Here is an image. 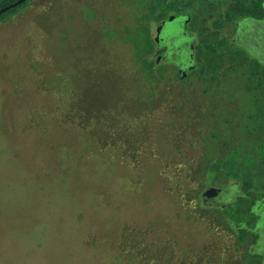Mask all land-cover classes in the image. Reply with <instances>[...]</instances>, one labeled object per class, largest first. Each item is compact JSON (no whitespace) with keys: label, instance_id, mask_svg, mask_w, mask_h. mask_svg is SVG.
Segmentation results:
<instances>
[{"label":"rangeland","instance_id":"1","mask_svg":"<svg viewBox=\"0 0 264 264\" xmlns=\"http://www.w3.org/2000/svg\"><path fill=\"white\" fill-rule=\"evenodd\" d=\"M145 1L31 0L27 9L0 24V153L10 148L0 156V264H90L95 252L87 254L88 248L102 244L105 249L135 247L145 256L143 264H248L250 257L264 259V211L249 228L259 238L251 251L216 213L227 204L222 210L231 214L241 195L238 183L217 178L216 190L206 198L212 205L208 210L196 207L193 199L204 183L209 153L215 159L227 157L243 146L240 122L226 135L219 126L226 118L237 120L236 108L248 104L245 83L235 80L241 74H233V88L211 92L209 100L194 79H175L146 95L149 89L139 87L131 49V29L141 24ZM175 24L169 26L172 33L177 32ZM244 26L251 32L246 47L264 60V20L246 19ZM173 41L190 49L184 34ZM188 63L181 73L187 74ZM202 109L207 115L199 119ZM215 132L218 141L212 138ZM83 135L93 137L101 157L114 159L115 170L103 173L104 181L119 185L118 171L135 180L145 204L139 212L130 211L121 221L111 220V213L94 220L87 212L93 196L104 203L111 192L99 183L100 162L86 166L81 155L72 161L61 157L78 152ZM35 181L39 184L34 186ZM177 182L181 205L168 192ZM20 183L28 184L29 196L20 194ZM38 188L51 203L42 204L32 219L26 208ZM173 214L183 216L185 223L176 234L180 247L195 254L190 258L184 259V251L167 239L175 233L166 219Z\"/></svg>","mask_w":264,"mask_h":264},{"label":"trees","instance_id":"2","mask_svg":"<svg viewBox=\"0 0 264 264\" xmlns=\"http://www.w3.org/2000/svg\"><path fill=\"white\" fill-rule=\"evenodd\" d=\"M16 1L17 0H0V9ZM30 1L31 0H28L20 6L1 14L0 24L10 21L17 14L27 9ZM150 1L146 0L144 3V9L142 10L141 16H139L141 24L131 29V49L140 71V77L138 78L139 87L143 90L147 87L149 89L148 94H145L151 96L154 94V91L157 90V87L163 83H171L174 82L175 79H177L179 83H186L189 80L192 83L194 79L195 83L203 87V93L208 100L211 96V92L218 93L226 90L228 88L227 84L220 79L217 74L219 68H217L218 65L216 64V59L218 57L216 48H213V42L208 40L207 37L204 36L203 38L202 34H197L198 22L202 19L211 20L215 18L228 19L231 22L247 18L263 19L264 0H157L155 4L152 0ZM182 13L188 14V17L190 16L187 26L188 35L195 38L197 36L196 39L198 40H201V38L204 39L202 42L200 41L197 46L195 43L194 57L197 61H202L203 57L207 58L206 64H198L194 69L188 70L184 78H181V72L177 71L176 66L171 67L167 64H160L158 58L154 57L157 42L152 38V31L161 20L167 19L170 15H180ZM152 14L154 15L152 16ZM204 28H208L205 23ZM204 32H206V30H204ZM204 44H206L208 48L203 49ZM222 56L223 55H221V57ZM203 67H205V70ZM208 100L206 99V101ZM206 115L205 109H202V113H199V119H203ZM226 116L225 113V117ZM235 117L237 120L226 118L223 122L220 121L219 126L221 128L223 127V132H225L226 135L229 131V127L234 122H240L239 130L242 131L241 142L243 146L233 149L227 154V157L220 156L215 159V153H209L206 158V176L204 178V183L200 185L199 191L193 199L197 202L196 207L199 206V208L208 210L209 206L212 205H209L206 201L208 196H205V193L208 189L216 190L215 180L217 178L219 179L224 176L226 179L234 180V183H238L243 192L238 202L243 200L245 202L237 206L230 215L224 214L222 209H217L216 213L222 215L226 226L232 231L240 245L251 251L258 245L259 238L252 233L249 228L253 226L255 221L259 219L260 213L264 211V101L254 102L253 106L248 104L246 106L240 105L236 108ZM213 134L212 138L218 141L219 134L217 132ZM0 139L2 138L0 137ZM223 144L227 146L226 142ZM79 147H81V149H79L78 152L75 150L68 151V156L61 153V157H68L69 161H72L74 156H76V159L81 155L84 157L86 166L89 162H100L99 165H101L102 171L100 172L99 183L104 190L109 193L111 192L110 198L104 203L96 196H93V198L88 201L87 212L91 214L94 220L100 221L103 219L104 214L111 213V220L121 221L130 211L134 210L139 212L145 204L142 198L138 197L134 187L135 180L129 175H124L118 171L116 175L117 179L119 178V185H116L115 180L104 181L103 173L106 174L109 168L115 170L113 157L108 155L101 157L102 152L98 150L93 137L90 135H83L79 138ZM59 149L60 147L56 149V152H58ZM9 151L10 148L3 150L4 153H0V156L6 155ZM35 184L39 183L35 181L33 185L35 186ZM17 185L18 188H20V192H22L20 193L22 196H29L28 184L20 183ZM180 186L181 184L177 182L176 185L173 184L172 189L168 192L170 195L176 194V200L181 205V200L177 195V189L180 188ZM117 194L119 195L116 201L115 196ZM56 200L55 198L53 202H56ZM74 201H76V199ZM50 203L51 200L45 196L44 189L40 188L37 190L36 198L34 197L33 201L28 203L26 208L30 210V218H36L34 215H37L41 210L42 204L49 206ZM11 204L8 210H11ZM182 205L184 206L185 202H183ZM80 211L81 208H79L78 212ZM182 213L185 214L183 210ZM195 213H197V209ZM182 218L183 216L180 214H173V218L166 217L170 223L167 226L168 230L170 229V231L175 232H172L171 237L167 239H170L173 245L179 247V250L184 251L183 257L186 259L190 258V255L193 253L188 246L187 248L180 247L181 242L176 234V229L185 223ZM198 219L192 218L191 221L198 222ZM188 220L189 219L186 218V222H188ZM35 223L37 224L39 222L36 221ZM193 225L194 224H192L191 227ZM134 230L133 228L132 232H134ZM126 233V231L122 230L121 237L125 238ZM251 234H253L252 237ZM101 246H104V244ZM101 246L96 245L92 246V248L90 247L91 249L88 248L87 254L88 252L90 254L91 250L95 252L93 256L89 257L90 264H97L98 259L99 263L102 262V264L144 263V254H139L140 252H138L135 247L122 246L121 244L118 248L119 250H117L115 248L105 249V246ZM110 253H112V255H110ZM254 258L255 259L250 257L249 262L252 261L254 264H264L262 256H255ZM198 259V256H196V260Z\"/></svg>","mask_w":264,"mask_h":264},{"label":"flooded vegetation","instance_id":"3","mask_svg":"<svg viewBox=\"0 0 264 264\" xmlns=\"http://www.w3.org/2000/svg\"><path fill=\"white\" fill-rule=\"evenodd\" d=\"M152 1L154 2V0ZM171 16L173 15H170L167 19L161 20L152 31V38L157 42L154 57L158 58L160 64L176 66L177 71L180 72L179 69L181 66L190 62V59L187 56L189 48H187L182 42L180 45L178 44V46H175L176 43L173 41V38L174 36L178 37V35L183 36V34H189L187 26L190 16L188 17V14L186 13L174 15L176 17L174 23H176L175 25L178 27L177 32L172 33L170 28L167 27L162 35H157V28ZM260 20H264V18ZM244 21H246V19L237 20L235 22H231L228 19L218 18L211 20L202 19L198 22L197 34H202L203 38L205 36L208 40L213 42V48H216L218 54L216 59V64L218 65L217 68H219L217 74L220 79L225 81L227 86L230 85V87L233 88V74L237 72L241 74L237 75L235 80L240 81V83L242 81L245 83L244 96L247 97L248 105L253 106L254 102L264 101V60L258 58L246 47L251 41V32L244 26ZM204 23L207 24V29L204 28ZM204 30H206V32H204ZM203 38H201V40L196 39V46L200 41L202 42L204 40ZM206 48H208V46L204 44L203 49ZM184 52L186 54H184ZM221 55L223 56L221 57ZM174 56L179 61L171 59V57ZM206 62L207 58L203 57L202 61H197L194 57V68L198 64H206ZM190 66L189 63L186 65L187 71V68ZM203 69L205 70V67H203ZM245 69L249 70L248 74L241 73V71ZM247 83L251 86L248 87ZM242 193L243 192L241 191V195ZM226 206L227 204H222L223 209H226Z\"/></svg>","mask_w":264,"mask_h":264},{"label":"water","instance_id":"4","mask_svg":"<svg viewBox=\"0 0 264 264\" xmlns=\"http://www.w3.org/2000/svg\"><path fill=\"white\" fill-rule=\"evenodd\" d=\"M28 0H17L16 2H14V3H11V4H9L8 6H6V7H4V8H1L0 9V15L1 14H4V13H6V12H8L9 10H12V9H14V8H16V7H18V6H20L21 4H23V3H25V2H27ZM175 19H176V17L173 15V16H171L168 20H165L158 28H157V30H156V33H157V35H162L164 32H165V29L167 28V27H169L170 25H172L174 22H175ZM186 37L187 38H189L190 39V42H191V45H190V49H189V54H190V56H189V59H190V67H188L187 69L188 70H191V69H194V46H195V43H196V38L195 37H191L190 35H186ZM185 48V47H184ZM186 71V70H185ZM186 74H185V72L184 73H181V78H184V76H185ZM213 190L214 189H208L207 191H206V193H205V196H209V195H211L212 193H213ZM245 201L243 200V201H239L238 202V204L237 205H235L233 208L235 209L237 206H240L241 204H243ZM233 209V210H234ZM232 210V211H233ZM223 212H224V214H226V211H224L223 210ZM230 215V214H229Z\"/></svg>","mask_w":264,"mask_h":264}]
</instances>
